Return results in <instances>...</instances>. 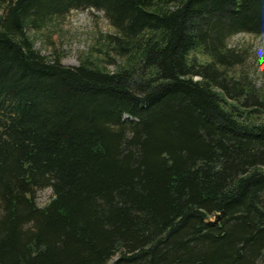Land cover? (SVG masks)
Instances as JSON below:
<instances>
[{"label": "trees", "instance_id": "trees-1", "mask_svg": "<svg viewBox=\"0 0 264 264\" xmlns=\"http://www.w3.org/2000/svg\"><path fill=\"white\" fill-rule=\"evenodd\" d=\"M86 8L126 66L34 48L27 29ZM238 33L264 35V0H0V264H264V98L231 73Z\"/></svg>", "mask_w": 264, "mask_h": 264}, {"label": "rangeland", "instance_id": "rangeland-1", "mask_svg": "<svg viewBox=\"0 0 264 264\" xmlns=\"http://www.w3.org/2000/svg\"><path fill=\"white\" fill-rule=\"evenodd\" d=\"M113 33L114 28L104 12L94 8L71 9L64 16L52 18L40 30H26L34 48L44 57L53 59L56 56L62 64L70 66L89 59L108 71L128 64L127 59L117 56L110 47L109 36ZM228 46L236 49L242 58L241 63L232 67L231 73L246 72L264 98V35L238 33L228 40ZM188 56L195 63L210 60L200 49L191 51ZM233 104L228 100L229 107ZM259 119L264 120V110L259 113ZM51 197L52 190L48 187L37 192L35 201L44 206Z\"/></svg>", "mask_w": 264, "mask_h": 264}]
</instances>
